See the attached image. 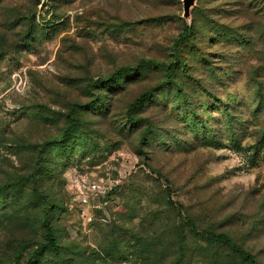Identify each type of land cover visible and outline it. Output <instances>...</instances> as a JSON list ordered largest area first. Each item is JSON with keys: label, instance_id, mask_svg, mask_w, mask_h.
<instances>
[{"label": "rangeland", "instance_id": "obj_1", "mask_svg": "<svg viewBox=\"0 0 264 264\" xmlns=\"http://www.w3.org/2000/svg\"><path fill=\"white\" fill-rule=\"evenodd\" d=\"M182 16V0H0V187L18 184L0 197V264H25L46 206L58 241L84 257L75 262L100 264L109 232L131 221L139 232L166 186L183 216L264 264V0H196ZM174 52L185 66L166 85ZM146 90L140 116L162 143L143 159L124 112ZM105 103L106 113L93 107ZM190 110L209 138L185 126ZM69 115L78 132L62 139ZM189 245L201 250L190 264H238L224 248Z\"/></svg>", "mask_w": 264, "mask_h": 264}, {"label": "trees", "instance_id": "obj_2", "mask_svg": "<svg viewBox=\"0 0 264 264\" xmlns=\"http://www.w3.org/2000/svg\"><path fill=\"white\" fill-rule=\"evenodd\" d=\"M195 5V4H194ZM32 25V24H30ZM32 31V30H31ZM193 28L187 26L184 29V33L178 38V43H183L192 36ZM30 33V32H29ZM33 33V32H32ZM177 45L174 51L177 50ZM174 52V54H175ZM170 65L163 66L165 72L167 84H173L176 82L174 78L177 70L184 68L185 63L181 61L177 54ZM152 67L156 71L160 69L158 63H146L144 67ZM145 68H123L118 73H114L104 81L112 85L120 84L123 78H130L145 71ZM123 88V87H122ZM153 91L146 90L135 97L125 107V119L128 125L139 127V134L137 140L140 145L139 155L143 159H147L145 147H148L151 142L162 143V139L156 140L154 136L153 126L149 121L141 118L140 113L143 112L145 104L152 97ZM178 99L185 98L183 90H178ZM258 97H262L261 91L258 90ZM110 99L111 98H107ZM104 104V103H103ZM93 107L98 108L100 113H106L107 105L101 107L95 104ZM100 107V108H99ZM94 108V109H95ZM186 111L181 110V112ZM196 111H188L185 118V126L191 130L194 137L199 136L200 140L209 138L211 131L204 128V124L200 121H196ZM79 120L73 115L68 116V127L64 130L63 138L76 135L78 132ZM232 131L231 128H228ZM58 142H53L51 147H54ZM146 168L150 169V166H146V162L142 163ZM151 173H156L150 171ZM159 182L166 179L157 174ZM33 193H37V178L32 177L30 179ZM18 184H6L0 187V197H3L13 188H16ZM35 199V198H33ZM40 199H45L41 198ZM1 201V199H0ZM158 203L160 211H154L146 216L139 224L141 227L138 232L133 225V221L130 223V229L128 231L120 230V232H109L106 236V247L101 250L102 259L100 264L115 263L116 257L125 260L127 264H190L193 254H200L201 250L193 248L190 249L189 243L194 239L202 241L209 248L221 247L228 250L231 254L237 257L238 264H263L255 258L250 252L245 250L241 244L234 241L231 235L227 233H215L209 228L199 227L195 220L190 216H183V204L175 202L170 196V189L166 186L164 192L158 196ZM53 211L49 208L43 207L41 210L39 223L41 228L42 242L37 243L27 254L25 264H77L75 258L77 256L82 257V254L78 253L76 249H73L70 244H61L55 234V228L52 222ZM197 238V239H196ZM171 243L172 245H169ZM197 243V242H195ZM195 250V251H194ZM217 254H212V258L215 259ZM103 257L105 258L103 260ZM87 264H92V256L85 258ZM217 262V261H215Z\"/></svg>", "mask_w": 264, "mask_h": 264}, {"label": "water", "instance_id": "obj_3", "mask_svg": "<svg viewBox=\"0 0 264 264\" xmlns=\"http://www.w3.org/2000/svg\"><path fill=\"white\" fill-rule=\"evenodd\" d=\"M196 0H182L183 18L188 20L190 18V11L194 7Z\"/></svg>", "mask_w": 264, "mask_h": 264}]
</instances>
